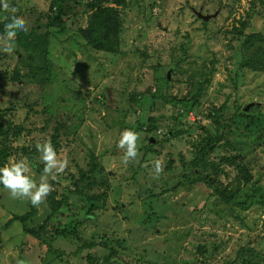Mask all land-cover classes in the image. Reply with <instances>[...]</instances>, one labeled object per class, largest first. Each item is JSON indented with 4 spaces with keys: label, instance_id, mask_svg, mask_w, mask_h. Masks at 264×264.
Wrapping results in <instances>:
<instances>
[{
    "label": "rangeland",
    "instance_id": "374dc122",
    "mask_svg": "<svg viewBox=\"0 0 264 264\" xmlns=\"http://www.w3.org/2000/svg\"><path fill=\"white\" fill-rule=\"evenodd\" d=\"M53 1L9 0L28 24L29 30L17 35L41 36L49 30L54 36L47 44L50 77L43 87L24 77L19 83L0 78V116L7 111L5 118L13 114L15 123L31 131L12 146L30 148V175L37 182L43 170L36 168L44 164L36 145L50 139L63 120L71 131L60 133L58 156L70 163L55 179L49 176L52 191L39 207L12 198L0 184V264H103L105 257L109 264H264V208L254 202L249 208L225 204L205 185L188 183L186 178L194 175L183 171L181 162L190 158L188 142L202 133L196 122L208 129L205 114L212 105L225 103L220 120L232 131H226L210 158L218 161L237 153L247 165L264 169V151L252 136H244V127L233 124L238 109L231 107L264 102V74L240 67L259 45L264 48V0H125L124 6L106 0L104 5L115 7L121 22L118 54L92 49L78 33L93 13L91 0L69 3L61 16L51 7ZM216 9L220 14L208 21L192 13L213 14ZM9 16L0 6V24L8 23ZM56 16L60 21L48 26ZM254 34L260 38L244 54L246 40ZM28 55L16 43L12 53L0 50V73L27 74L26 63H38L35 53L32 61ZM164 76L169 80L166 92L178 98L192 90L190 84L209 78L199 107L186 111L179 104L156 101L143 112L129 109L124 88L132 91L136 86L150 94L155 77ZM13 94L20 100L14 101ZM138 115L146 123L155 117L153 136L165 137L158 154L142 156L140 151L135 162L125 165L117 146L121 127L125 122L133 127ZM45 117L48 125L41 134L34 128L41 127ZM170 128H190L191 133L173 137ZM153 136L150 142L155 144ZM146 137L141 133L140 148L149 143ZM89 150L94 164H100L97 177L87 167ZM21 157L26 156L18 153L5 164ZM156 159L164 165L158 177ZM222 168L226 175L215 183L236 187L232 180L237 171L230 165ZM134 170L135 177L128 180ZM252 189L251 183L241 186L240 199Z\"/></svg>",
    "mask_w": 264,
    "mask_h": 264
},
{
    "label": "trees",
    "instance_id": "16d2710c",
    "mask_svg": "<svg viewBox=\"0 0 264 264\" xmlns=\"http://www.w3.org/2000/svg\"><path fill=\"white\" fill-rule=\"evenodd\" d=\"M77 0H54L51 4V7L55 6L56 11L61 15L66 13V9H69V3L76 2ZM135 2H138V0H134ZM116 5L124 6L125 0H114ZM107 3L106 0H91L88 3V8L93 11L91 16L89 17V20L87 22V26L85 28H81L78 30V33L81 34L83 39L85 40L86 44L91 47L94 50L101 51L108 54H118L120 53V33L122 31L121 28V22L119 20L118 11L115 7L105 6L104 4ZM60 18L56 16L53 20H51L47 25L52 27L56 25V21ZM242 24L243 26H245ZM5 22L0 24V36L4 35L5 29H4ZM57 33V32H55ZM54 33L50 32L49 30L45 32V34L39 36L37 34H18L15 40V43L26 53H28V58L30 61L34 60L31 54L37 55V64L31 65L29 63H26V67H28V73L25 75H21L18 71H15L11 77L8 75H4L3 73H0V78L2 79H11L12 81H15L19 83L21 81V78L24 77L27 80H32L34 82H37L41 84L40 86L43 87V84H46V82L49 79V64L46 60L47 55V44L49 38L53 37ZM260 36L258 34H254L250 36L246 40V46L244 51L245 53H249V46L251 47L253 42L256 40H259ZM261 41L264 42V38L261 37ZM138 52V50H137ZM143 56H146L143 52L141 53ZM246 58V56H245ZM25 62V61H23ZM212 70H213V62H211ZM240 67H244L247 69L252 70V72L256 74H264V48H261V45L258 46V49L253 52L252 55H250L249 58L244 60ZM212 70L209 72V76L212 73ZM156 84H154V87L152 88L150 94L146 93V90H138L135 86L132 91H129L128 89L124 88L123 92L125 95V98L127 100V104L129 106V109H138L140 112L145 111L146 107H152L156 101H161L163 104L168 103L172 106H179L185 107L184 109L186 111L189 110V107H199L200 100L202 97V94L205 89V85L209 83V78H205L204 80H201L197 83L195 86L194 83L190 84V87L192 90H189V92L186 95H182L183 97L178 98L177 95H171L166 92L165 87L169 85V80L164 77H155ZM159 82V83H158ZM191 83V82H190ZM1 88V86H0ZM165 89V90H164ZM164 90V93H163ZM264 93V92H263ZM13 100H20L18 95L13 94L12 96ZM14 103H10V107L14 108ZM188 107V108H186ZM225 107L227 105L225 103H222L219 108H215L214 105H212V110L205 114V118L210 121L211 127L208 129L201 125L199 122H196L198 125V128L202 131L201 135H199L195 140L189 141L188 143L191 146L190 150V158L187 161H182L183 171H186L192 175H194V178H186V181L188 183L192 184H203L205 187H207L211 194L216 195L217 197L221 198L222 201L225 204H231L235 206H240L243 208H249V206L252 205V202L256 203L258 208H264V183L261 181V179L264 177V169L259 168L255 169L257 165H247L245 163V157L243 155H239L236 153V155H227V156H221L218 161H215L214 159H211L210 156L215 153L216 148L220 145L221 141L224 140L226 131L231 132L232 129L225 126V124L220 120V117L222 116ZM235 109H238L236 114L233 116V124L237 126L244 127L247 131L244 136H252L254 140L259 144V146L262 148V151H264V102L259 103L255 102L253 104V108H248L247 110L244 108H241L239 105L235 104ZM251 109V110H250ZM258 109L255 113L254 110ZM48 110V107H45V109L42 111V113H45V111ZM122 111V110H121ZM127 111V110H126ZM125 110L120 113L123 114L126 112ZM6 112L0 116V167H2L6 160L9 157L15 156L17 157L18 153H23L28 160H31V150L28 146H25L24 144L18 147H13V143L20 139L22 135L28 136L30 134V130L25 128L22 123H15L13 121L14 115L12 114L13 118H5ZM143 116L138 115V118L136 120V123L133 127L129 125L128 122H125L122 125V129H132L134 131H138L140 133H145L147 145L144 146V148H140L139 152L142 151V156H145L146 154H158L160 152V146L161 142L163 141V138L165 135L160 136H153V132L156 130L154 126L155 117H148L146 123L142 120ZM124 120V119H123ZM176 121H178L177 118H175ZM66 120H63L62 122H57L56 126L53 128V132L50 135V140L55 147L57 153L59 152L60 148L62 147V144L60 143V133L63 135L64 131L70 132V127H67ZM125 121V120H124ZM48 125V120H46V117L42 121V126L39 128H34L35 130L39 131V133H45L46 126ZM231 129V130H230ZM173 132L172 136L180 135L182 133L187 134L190 136V128L186 131H180V130H173L168 129ZM213 130V132H212ZM65 134V133H64ZM68 134V133H66ZM65 134V135H66ZM154 137L155 144L150 142L151 137ZM246 138V137H245ZM165 140H168L165 138ZM19 141V140H18ZM17 141V142H18ZM70 143V142H67ZM223 145H227L226 143H223ZM158 146V147H156ZM156 147V149H155ZM31 152H29V151ZM93 151L89 150V160L87 163V167L89 172H91L95 177L98 176L99 170L97 168H100V164H94L93 161ZM179 158L183 155L178 154ZM225 165L232 166L237 171V176L233 178V181H237L238 185L236 187L228 188L229 184L224 185L221 183H215V178H220V176L226 175V172H224L223 168ZM44 166H38L36 170H40L41 172L43 170ZM206 173H210L213 175V179H211L209 176H207ZM184 174L187 175V173L182 172L181 176L186 177ZM135 177V170L132 175H130L128 180H132ZM91 180V179H90ZM93 179L91 180L93 184ZM251 183L252 193L244 194V199H240V196L242 197L243 194H241V186L246 188V186ZM255 192H259V196H255ZM240 195V196H239ZM261 206H259V205ZM249 205V206H248ZM32 213V212H30ZM19 221H22V219L19 217H16ZM31 233H34L31 230ZM41 245V244H40ZM252 251V250H250ZM55 253L54 251L51 252ZM57 256V254H54ZM255 255V253H254ZM94 261V260H89ZM110 259L105 257L103 264H109ZM68 264V263H67ZM96 264V263H95ZM244 264H257L256 261L254 263H251L249 261L245 262Z\"/></svg>",
    "mask_w": 264,
    "mask_h": 264
},
{
    "label": "clouds",
    "instance_id": "9594fccd",
    "mask_svg": "<svg viewBox=\"0 0 264 264\" xmlns=\"http://www.w3.org/2000/svg\"><path fill=\"white\" fill-rule=\"evenodd\" d=\"M2 9L10 13L8 23L4 25V35L0 36L2 50L12 53L15 50V40L19 31L27 32L28 24L23 16L17 15L18 9L11 6L9 0H0ZM141 133L132 129H124L120 133L118 148L123 150L122 163L127 165L135 162L140 156ZM40 153V160L44 164L43 175L37 182L31 175L32 167L26 157L20 159L10 158L9 162L0 167V184L7 189L14 199H28L34 207L42 205L52 191L49 176L55 179L57 174L63 173L69 166L68 158H60L50 139H45L36 145ZM163 162L154 161V173L158 177L163 171Z\"/></svg>",
    "mask_w": 264,
    "mask_h": 264
},
{
    "label": "flooded vegetation",
    "instance_id": "af4514ba",
    "mask_svg": "<svg viewBox=\"0 0 264 264\" xmlns=\"http://www.w3.org/2000/svg\"><path fill=\"white\" fill-rule=\"evenodd\" d=\"M224 5V4H223ZM224 7H226V5H224ZM192 13L196 16V18L198 19L199 17H198V15L200 14V15H202V16H211L208 20H211V19H214V18H216L219 14H220V11H219V9H216L215 11H214V13L212 14H202L201 12H197V11H194V10H192ZM201 21H208V20H203V19H201V18H199Z\"/></svg>",
    "mask_w": 264,
    "mask_h": 264
},
{
    "label": "water",
    "instance_id": "95a60500",
    "mask_svg": "<svg viewBox=\"0 0 264 264\" xmlns=\"http://www.w3.org/2000/svg\"><path fill=\"white\" fill-rule=\"evenodd\" d=\"M198 17L201 18V19H203V20H208L211 16H202V15L199 14ZM148 90L149 89L146 90V93H148ZM248 108H249V106L246 107L245 109L247 110Z\"/></svg>",
    "mask_w": 264,
    "mask_h": 264
}]
</instances>
